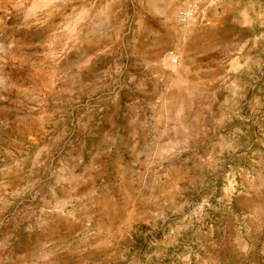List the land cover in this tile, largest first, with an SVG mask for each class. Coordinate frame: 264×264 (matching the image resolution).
<instances>
[{
  "label": "rangeland",
  "instance_id": "1",
  "mask_svg": "<svg viewBox=\"0 0 264 264\" xmlns=\"http://www.w3.org/2000/svg\"><path fill=\"white\" fill-rule=\"evenodd\" d=\"M0 264H264V0H0Z\"/></svg>",
  "mask_w": 264,
  "mask_h": 264
},
{
  "label": "bare ground",
  "instance_id": "2",
  "mask_svg": "<svg viewBox=\"0 0 264 264\" xmlns=\"http://www.w3.org/2000/svg\"><path fill=\"white\" fill-rule=\"evenodd\" d=\"M201 2V1H200ZM188 12L187 11H181L179 13V20L183 23V22H186L188 20Z\"/></svg>",
  "mask_w": 264,
  "mask_h": 264
}]
</instances>
